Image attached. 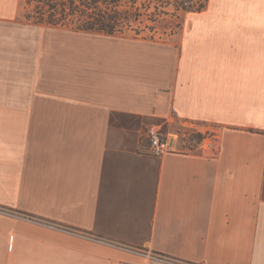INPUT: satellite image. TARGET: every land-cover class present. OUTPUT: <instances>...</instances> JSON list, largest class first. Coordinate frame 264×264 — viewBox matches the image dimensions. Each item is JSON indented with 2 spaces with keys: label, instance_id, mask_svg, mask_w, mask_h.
I'll use <instances>...</instances> for the list:
<instances>
[{
  "label": "crops",
  "instance_id": "0c3cea01",
  "mask_svg": "<svg viewBox=\"0 0 264 264\" xmlns=\"http://www.w3.org/2000/svg\"><path fill=\"white\" fill-rule=\"evenodd\" d=\"M22 7L0 0V206L146 251L0 212V264H264V0H204L162 40Z\"/></svg>",
  "mask_w": 264,
  "mask_h": 264
},
{
  "label": "trees",
  "instance_id": "16d2710c",
  "mask_svg": "<svg viewBox=\"0 0 264 264\" xmlns=\"http://www.w3.org/2000/svg\"><path fill=\"white\" fill-rule=\"evenodd\" d=\"M129 1L135 3L136 0ZM202 6L203 4H200L199 8ZM120 7H123L121 0H38L34 7L35 20L31 22L29 20L25 21L51 27H63L72 32L118 35L119 28L126 24L129 18L128 12L126 10H120ZM0 212L26 218L37 223H52L42 218L2 206H0ZM57 226L63 230L81 234L96 241L110 243L133 251H146L99 235L82 232L75 228ZM152 255L175 264H189L168 256H162L155 252H152Z\"/></svg>",
  "mask_w": 264,
  "mask_h": 264
},
{
  "label": "rangeland",
  "instance_id": "374dc122",
  "mask_svg": "<svg viewBox=\"0 0 264 264\" xmlns=\"http://www.w3.org/2000/svg\"><path fill=\"white\" fill-rule=\"evenodd\" d=\"M38 0H22V16L24 20H35V6ZM190 8L197 7L203 0H186ZM120 10L128 12V22L119 28L118 35L128 37H140L152 40H162L176 31L177 21L184 14L181 9L180 0H136L135 3L129 0H121ZM209 133V132H208ZM209 135V134H208ZM211 135V134H210ZM195 137V138H194ZM196 135H183L185 147H190L193 139H201ZM150 256L154 257L152 254Z\"/></svg>",
  "mask_w": 264,
  "mask_h": 264
},
{
  "label": "built area",
  "instance_id": "2783aa9c",
  "mask_svg": "<svg viewBox=\"0 0 264 264\" xmlns=\"http://www.w3.org/2000/svg\"><path fill=\"white\" fill-rule=\"evenodd\" d=\"M180 1H181V5H182L181 9H184L185 8L184 10H194V9H197V8H199V5L200 4H203V2H204V0H203L200 4H198L197 7L190 8V6H189L190 3L188 1H186V0H180ZM146 136L148 138V141H149V144H150V152L152 154H154V155H161L165 151V149L168 147L167 142L164 139H162L159 135H157L156 133H154L152 131H147L146 132ZM20 218H22V217H20ZM24 219H26V218H24ZM26 220H29V219H26ZM40 224H43V223H40ZM43 225H47V226H50V227H54V228H58V229L63 230L62 228H59V226H57L55 224H52V223L43 224ZM68 232H70V231H68ZM71 233H73V232H71Z\"/></svg>",
  "mask_w": 264,
  "mask_h": 264
}]
</instances>
